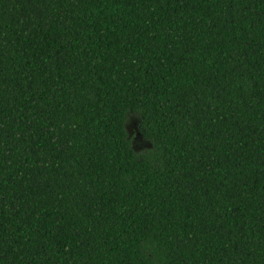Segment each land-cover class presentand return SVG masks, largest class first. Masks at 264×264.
Returning a JSON list of instances; mask_svg holds the SVG:
<instances>
[{
  "label": "trees",
  "instance_id": "16d2710c",
  "mask_svg": "<svg viewBox=\"0 0 264 264\" xmlns=\"http://www.w3.org/2000/svg\"><path fill=\"white\" fill-rule=\"evenodd\" d=\"M0 264H264V0H0Z\"/></svg>",
  "mask_w": 264,
  "mask_h": 264
},
{
  "label": "flooded vegetation",
  "instance_id": "af4514ba",
  "mask_svg": "<svg viewBox=\"0 0 264 264\" xmlns=\"http://www.w3.org/2000/svg\"><path fill=\"white\" fill-rule=\"evenodd\" d=\"M128 130H129L130 136L132 137L133 136L132 128H128Z\"/></svg>",
  "mask_w": 264,
  "mask_h": 264
},
{
  "label": "water",
  "instance_id": "95a60500",
  "mask_svg": "<svg viewBox=\"0 0 264 264\" xmlns=\"http://www.w3.org/2000/svg\"><path fill=\"white\" fill-rule=\"evenodd\" d=\"M141 140H142V138L140 137V135H138V136H137V141L140 142Z\"/></svg>",
  "mask_w": 264,
  "mask_h": 264
},
{
  "label": "rangeland",
  "instance_id": "374dc122",
  "mask_svg": "<svg viewBox=\"0 0 264 264\" xmlns=\"http://www.w3.org/2000/svg\"><path fill=\"white\" fill-rule=\"evenodd\" d=\"M134 130L132 129V132H133Z\"/></svg>",
  "mask_w": 264,
  "mask_h": 264
}]
</instances>
